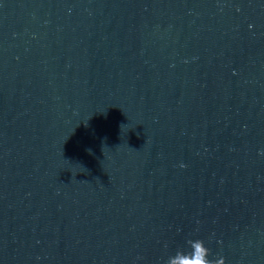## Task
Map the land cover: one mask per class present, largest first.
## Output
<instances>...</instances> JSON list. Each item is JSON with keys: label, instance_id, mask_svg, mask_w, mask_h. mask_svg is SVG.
Returning a JSON list of instances; mask_svg holds the SVG:
<instances>
[{"label": "water", "instance_id": "water-1", "mask_svg": "<svg viewBox=\"0 0 264 264\" xmlns=\"http://www.w3.org/2000/svg\"><path fill=\"white\" fill-rule=\"evenodd\" d=\"M136 0H0V110Z\"/></svg>", "mask_w": 264, "mask_h": 264}, {"label": "clouds", "instance_id": "clouds-1", "mask_svg": "<svg viewBox=\"0 0 264 264\" xmlns=\"http://www.w3.org/2000/svg\"><path fill=\"white\" fill-rule=\"evenodd\" d=\"M260 154L264 155V151ZM186 244L191 251L179 249L167 257L165 264H225L223 257L209 259L210 250L204 245L203 240L189 239Z\"/></svg>", "mask_w": 264, "mask_h": 264}]
</instances>
